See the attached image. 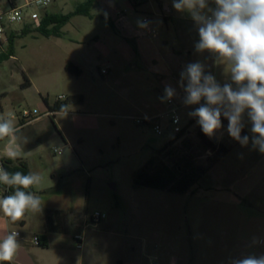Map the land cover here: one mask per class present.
<instances>
[{"label": "rangeland", "instance_id": "rangeland-1", "mask_svg": "<svg viewBox=\"0 0 264 264\" xmlns=\"http://www.w3.org/2000/svg\"><path fill=\"white\" fill-rule=\"evenodd\" d=\"M85 1L62 0V9L55 11L67 14ZM113 1L98 0L99 4L91 11L92 18L74 17L63 28L61 38L45 37L35 28L23 35L22 29L14 26L20 31L14 42L15 57L0 64V116L14 112L18 117L23 110H37L41 114L37 122L22 131L25 135L34 131L42 141L35 152L44 169L38 194L48 205L69 206L76 211L75 222L65 228L70 242L60 243L58 236L47 249L32 244L29 250L34 261L36 264H232L236 259L257 256L255 253L264 246L256 241L252 229L264 219V213L246 204L264 206V194L254 191L264 183H257L255 176L249 174L244 184L240 182L245 169L253 170L252 163L243 159L246 150L252 147L251 142L234 148L186 195L133 189V174L152 159L172 166L176 160L186 158L206 166L213 154L204 150L196 137L200 127L187 115L199 105L186 106L175 100L173 106L179 107L176 115L185 135L167 146L176 136L168 129L172 115L167 113L171 109L167 101L161 102L164 92L156 93L153 86L156 78L141 62L136 61L132 66L122 64L111 75L102 77L105 59L97 62L88 49L95 35L111 32L99 5L111 10L120 5L133 13L136 20L147 12L163 9L158 0H148L140 9H136L135 0ZM162 1L173 5V0ZM209 5L215 7L213 3ZM5 51L0 46V54ZM79 55L86 56V61L91 63L83 79L64 72V64ZM208 62L214 66L212 75L219 80L228 75L226 66L209 52ZM148 77L151 82L147 81ZM28 82L30 86H26ZM82 90L86 94L84 105L70 103L66 113L55 117L59 132L51 114H46L48 108L43 98H48L50 104L62 95L72 101V94ZM152 94H157L160 107L150 105ZM154 114H161V118L137 123V119H149ZM156 125L161 127V134L155 132ZM61 127L71 143L64 142ZM226 129L223 126L217 133L221 138L215 144L233 147ZM6 143L1 144V150ZM55 150L61 154H55ZM22 157L29 156L24 153ZM230 183L237 189L241 185L255 186L254 192L239 206L242 218L249 225L243 224L235 231L228 226L231 212L219 211L225 208L229 197L221 188ZM95 214L105 218L93 223L91 218ZM33 222L36 224V216ZM5 228L6 218L0 215V237L5 234ZM74 236H81L82 248H78ZM61 248L72 257L70 263L64 261Z\"/></svg>", "mask_w": 264, "mask_h": 264}, {"label": "clouds", "instance_id": "clouds-1", "mask_svg": "<svg viewBox=\"0 0 264 264\" xmlns=\"http://www.w3.org/2000/svg\"><path fill=\"white\" fill-rule=\"evenodd\" d=\"M173 0L178 12H187L198 28L199 40L195 50L212 53L228 69L231 83L221 85L214 75L205 73L200 62L186 65L180 73L186 106L199 105L187 113L195 119L202 133L219 140L222 117L228 121L227 133L241 146L251 142L252 148L264 153V0ZM148 21H141L147 27ZM233 84L235 87H233ZM177 95L170 84L164 87L161 102H170ZM204 103H201V101ZM250 122L249 135H241L245 128L244 115ZM14 112L0 116V140H6L4 154L9 160L24 155L19 141V129ZM174 122L178 123L179 118ZM43 176L38 172L8 171L0 165V185L12 190L0 196V213L6 223L17 224L26 215H38L43 200L38 194ZM36 189V190H34ZM17 231L0 237V264H18L21 244ZM232 264H264V255H249Z\"/></svg>", "mask_w": 264, "mask_h": 264}, {"label": "crops", "instance_id": "crops-1", "mask_svg": "<svg viewBox=\"0 0 264 264\" xmlns=\"http://www.w3.org/2000/svg\"><path fill=\"white\" fill-rule=\"evenodd\" d=\"M158 1L163 9L147 12L148 14H144L145 16H139L140 20H136L133 13L129 12V10H123V8H121L120 5L118 6L116 3L115 10L105 9L101 5H99L107 17L111 32L106 33L105 35H95L94 38H92L93 45L89 46L88 49L90 50L89 52H92V57L94 59H97V62L101 61V59L103 58L105 59L106 68L102 70H106L107 73L104 75L101 74L103 78H105V76L111 75L112 71L114 69H118V66L122 64L126 63L132 66L136 61L141 62L147 69H149L150 73L154 74L156 78V84H153V86L156 89V93H158V95L160 94V92H164V87L166 84H170L176 89L177 95L172 99L173 104L174 100L177 102H183L182 99L184 97V92L183 89L179 86L178 82L180 80V73L185 69L186 65L193 62H200L205 66V73L211 74L214 66L211 62H208L207 51L199 53L195 50V44L199 40V35L197 25L195 24L191 16L187 12H178L174 9L172 4H168L166 2H163L162 0ZM61 2L52 8V13L60 14L55 10H57L58 8L62 9L63 3L61 4ZM144 2L147 3L148 0ZM144 2L136 0V9H140ZM97 4H99L98 0L96 2V5ZM137 14L140 15L141 13L139 12ZM144 19L148 20L150 28L155 32L154 34L149 33L146 27L140 26V22L144 21ZM86 59V56L83 57L79 55V57H76L75 60H68L64 64V72L70 76H74L67 72L65 69L68 63H72L81 70V76L76 78L83 79L88 70H90L91 66V63L86 61ZM215 78L221 85H223L224 83H231L229 75H226L224 79L221 80H219L218 76ZM147 81L151 82V78L148 77ZM120 82V80L117 81L118 84H120ZM233 87H235V85H233ZM85 96L86 94L84 90H82L81 92H74V94H72V103L77 106H83L85 103ZM149 100L150 105L152 104L156 107H160V102L158 101L157 94H152ZM168 107L169 109H171L170 104H168ZM62 114L64 113L58 112L55 114V117L62 116ZM167 114H169V111ZM245 115L244 130H246L248 135L251 136V133L249 131L251 125L250 122H248L247 113H245ZM159 118H161V114H154L149 117V119L152 120H157ZM16 120H18L16 122V126L19 129V141L24 147V153L29 156L28 158L21 157V159L28 162L31 172H38L43 176L44 169H42L40 164L38 163L37 154L35 153L38 150L37 147L42 146V141L39 140L38 134L34 131L29 134L27 133V135L22 133L25 128L30 127L34 124V122H37L38 118L33 119L23 125L22 120L19 117H16ZM168 129H171V121L168 125ZM61 130L63 131L62 133L64 135V138L66 139L67 133L65 132V130H63L62 127ZM64 142L71 143V141H67V139ZM77 142L81 143L82 141ZM232 142L234 145L233 147H231L229 154L234 148H239L241 146L235 140H233ZM55 151L54 153L57 154ZM229 154H227L222 160H224ZM244 155L246 156V158L243 157V159H248V161L252 163L251 167L253 168V170L247 172V169H245L244 173H242V168L238 170L240 174L242 173V176L240 178V182H242L241 184H244V182H246L247 174H249V176H255L254 180L257 179V183H260L259 181L264 183V153H261L260 151L251 147L249 148V150H246V153ZM233 184L230 183L221 188L222 191L225 192L229 197L228 202L224 203L225 208H219V211H223L222 209H224L231 212V216L227 217L228 226L233 231H235L237 227H241L243 224L248 223L249 225V222L242 218V211L239 206H241L243 200L246 197L250 196L254 191H257L258 193L262 192L264 194V185L260 188H258L256 185V188L258 189L252 191L255 186L246 188L245 185H241V187L237 189V186ZM3 193L4 192L0 187V195L2 194L3 196ZM40 196L42 197V195ZM246 205H248L250 209H258L259 211H262V214L264 213V206H262L263 204L261 203L258 204L259 206L251 203H247ZM75 213L76 211L71 210L69 206L64 207L63 205L60 206L55 204L48 205L43 200L42 211L38 215H35L37 219L36 224H33V218L35 216L29 214L26 215L24 220L15 224L16 226L11 223H6V228L4 229L5 234L8 231L20 232L21 237L18 238V240L21 244V248L25 249L27 254L31 257L33 264H36L29 250L31 245L34 244V239L38 235H46V240L49 247V243L54 238L59 236L60 243L61 241H66L65 243L67 245L70 242L71 238L70 236L66 235L65 228L66 225L75 222ZM0 215L3 216V213H0ZM47 217H51L53 222L50 229L48 228ZM20 223H24L23 226H21ZM255 226L257 228L252 229V234L255 237L256 241H259L260 244L263 242L262 245L264 246V219L260 222L258 221V224H255ZM78 237H80L82 241L81 236ZM74 238L76 239L77 236H74ZM66 251L67 250H65V248H61V253L63 255L65 254L64 261L66 263H70V259L72 257L69 256L68 252ZM255 254L257 256L264 255V249L258 250V252Z\"/></svg>", "mask_w": 264, "mask_h": 264}, {"label": "trees", "instance_id": "trees-1", "mask_svg": "<svg viewBox=\"0 0 264 264\" xmlns=\"http://www.w3.org/2000/svg\"><path fill=\"white\" fill-rule=\"evenodd\" d=\"M141 2L147 0H140ZM97 0H86L85 2L79 4L73 11L67 14H56L49 12L47 13L38 28L34 30L39 34L45 37H61L62 36V28L66 26L70 20L75 16H85L88 18H92L91 11L95 6ZM136 2V0H135ZM31 32V28H25L22 30V34L26 35ZM17 35H12L9 41V45L5 52L0 54V64L8 60L14 55V42L17 38ZM66 71L75 77L81 76V70L73 65L72 63H68L65 67ZM31 83L28 82L26 86H30ZM44 103L48 108L49 115L52 119L53 124L56 126L55 122V114L58 112L66 113L68 107L72 101L71 99H66L64 101L57 100L55 103L50 104L48 98H43ZM222 119V125L227 128L228 121L225 118ZM25 124L22 121V125ZM58 130V128H57ZM59 131V130H58ZM60 132V131H59ZM185 135L184 131L175 136L173 141L169 143L170 146L175 142L181 140ZM241 135H248L247 131L243 129ZM196 137L200 141L202 147L206 152H211L213 155L208 159V164L206 166L198 165L192 159L180 158L173 162V165H167L166 163L158 164L152 159L149 163L141 170L136 171L133 174L132 187L135 190L139 189H153L159 191H165L172 194L177 195H186L190 193L195 186L199 183V181L218 163L220 162L227 154H229L231 147H227L223 144H215L213 143L209 137L205 136L201 129L196 132ZM237 142V141H236ZM164 147V148H167ZM5 168L8 171H22L27 174L30 172V168L28 162L21 158L16 160L5 161ZM4 188L3 195L11 194L12 190L7 188L4 185H1ZM35 190V189H34ZM51 217H47L48 228H51L52 225ZM24 223H20L23 226ZM40 244L39 247L47 248L48 243L46 240V235H38L37 236Z\"/></svg>", "mask_w": 264, "mask_h": 264}, {"label": "built area", "instance_id": "built-area-1", "mask_svg": "<svg viewBox=\"0 0 264 264\" xmlns=\"http://www.w3.org/2000/svg\"><path fill=\"white\" fill-rule=\"evenodd\" d=\"M62 0H0V46L4 49H7L5 45L9 44L10 38L12 35H17L20 31L14 29V26H19L22 30L25 28H38L42 22L43 17L52 11V8L58 5ZM209 3H213V0H209ZM214 4V3H213ZM144 21H148L144 19ZM146 29L149 33H155L149 26L147 25ZM8 47V46H7ZM106 70H102L101 74H106ZM59 101L66 100L64 95L58 98ZM168 102V101H167ZM171 105V110L169 111L172 115L171 118V130L174 131L176 135L182 133L184 129L180 127V119L179 122H174L175 118L178 116L176 112L178 108H174L172 104V100L168 102ZM46 114H50L49 112ZM41 114L37 111H29L23 110L19 114V118L24 122L28 123L33 119L39 118ZM179 118V117H178ZM152 121V119H137V123L146 124ZM157 134H161V127L156 125L154 128ZM6 140H0L1 144ZM57 154H61V151H55ZM8 158L4 154V149H0V165L5 168V161ZM105 216L101 214H95L92 216L91 220L93 223L101 222ZM18 232V231H17ZM19 233L18 238L21 237V233ZM78 242V248H82V241L80 237L76 238ZM34 245L39 246L40 242L36 237L34 239Z\"/></svg>", "mask_w": 264, "mask_h": 264}, {"label": "water", "instance_id": "water-1", "mask_svg": "<svg viewBox=\"0 0 264 264\" xmlns=\"http://www.w3.org/2000/svg\"><path fill=\"white\" fill-rule=\"evenodd\" d=\"M210 139V138H209ZM213 143L217 142V139H210ZM18 264H33L31 257L27 254L25 249L21 248L20 253L18 254Z\"/></svg>", "mask_w": 264, "mask_h": 264}]
</instances>
